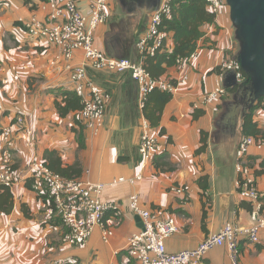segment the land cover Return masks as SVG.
I'll list each match as a JSON object with an SVG mask.
<instances>
[{"label":"crops","instance_id":"0c3cea01","mask_svg":"<svg viewBox=\"0 0 264 264\" xmlns=\"http://www.w3.org/2000/svg\"><path fill=\"white\" fill-rule=\"evenodd\" d=\"M80 6L86 7V2L82 1ZM33 14L43 15L33 12L24 0H0V131L21 114L33 132L30 147L25 146L26 138L19 131L14 135L17 148L10 156L21 181L11 189L12 213H0V264L127 263L128 240L141 230L136 222L138 215L130 208L132 194L139 196L141 208L149 210L154 218L176 220L179 231L166 240L170 253L197 248L229 223L243 229L253 226L251 212L255 204L241 198L235 168L236 150L244 138L245 104L238 97L233 99L236 91L230 100L227 99L230 94L222 100L217 114L206 111L197 120L192 116L195 105L220 82L213 70L232 51L237 53L234 31L227 16L219 17L214 26L202 28L205 34L198 42V57L186 69L189 82L173 95L160 125L153 127L165 152L143 169L139 146L146 118L138 107V84L129 73L97 72L87 67L88 80L112 98L104 125L95 135L80 122L77 112L62 118L56 107V101H60L57 89L73 91L69 73L64 70L65 62L58 58L57 48L29 38L15 26V22L29 19ZM113 18L110 13L107 24L96 31V48L112 57L136 59V43L147 26L140 29L135 25L127 31L113 27L110 24ZM173 47L170 35L167 48L172 51ZM84 63L82 52H78L74 65ZM180 74L181 69L171 67L160 79H176ZM226 102L233 104L221 120ZM251 111L253 122L264 135V101H258ZM201 131L209 134L208 147L197 154ZM52 151L56 153L49 155ZM41 160L54 172L76 166L78 178L107 184L101 199L115 203L121 212V218L112 212L105 216L106 227L114 231L107 243L103 241L102 228L93 232L86 247L63 243L65 228L58 213L46 195L35 188L32 164ZM246 161L258 189L264 192V147H251ZM157 162L164 164V170L155 166ZM140 174L143 179L135 185L111 184L114 179H132ZM203 176L208 177L206 190L199 185ZM173 186L184 188L187 201L170 191ZM23 206L28 215L23 212ZM240 238L237 262L264 264V227L259 231V243ZM203 264H233V260L225 245L207 252Z\"/></svg>","mask_w":264,"mask_h":264},{"label":"built area","instance_id":"2783aa9c","mask_svg":"<svg viewBox=\"0 0 264 264\" xmlns=\"http://www.w3.org/2000/svg\"><path fill=\"white\" fill-rule=\"evenodd\" d=\"M85 1L87 12L82 10L81 2ZM115 0H36V9L43 15L33 14L29 19L20 20L27 29V36L34 40H42L58 49L59 59L65 62L64 70L69 73L73 92L81 100L82 108L78 112L80 122L93 134H99L106 117L107 106L111 95L87 78V67L97 72L114 74L129 73L139 86L138 107L144 110L148 95L156 88L168 91L173 95L189 82L186 69L189 63L198 57L194 52L188 59L179 58L177 68L181 74L174 82L154 79L145 68V61L154 57L159 51L168 50V35L162 29L164 18L173 14L178 0H161L157 11L150 15L145 32L136 43L137 58H117L100 51L95 46V34L99 27L107 24L110 18L111 5ZM209 12L215 15L216 22L229 9L227 0H205ZM78 52H82L85 63L74 65ZM55 66L56 62H52ZM220 82L215 89L204 96L194 108L220 111L222 100L227 97L223 86V78L229 72L236 74L239 82H245L246 77L236 54L232 51L216 67ZM19 131L26 147H30L32 130L27 127L24 116L18 114L16 123L2 129L0 134V185L14 188L21 181L18 169L10 156L17 148L15 133ZM264 147V138L244 137L236 150V171L239 174V194L243 200L253 202L251 212L253 226L239 228L226 224L215 235L208 237L197 248L179 253H170L166 248V240L179 231L173 217L156 219L149 210L140 206L137 194L130 196V208L143 222V229L131 236L126 248L128 262L125 264H203L204 256L215 247L227 246L231 253L233 264H239L238 248L240 237L251 243H259V231L264 227V192L259 190L252 169L248 166L246 157L251 147ZM165 149L151 130L147 119L142 123L139 153L146 169L153 161L163 155ZM32 171L36 178L35 188L46 195L49 203L58 213L65 228L62 241L72 247H86L97 228H102L104 242H108L114 231L105 225V216L112 212L121 218V212L115 203L103 202L101 196L107 187L105 183L93 182L87 178L69 179L52 171L43 161L33 162ZM143 179L140 174L132 179L118 178L111 184L129 183L135 185ZM171 192L187 201V193L183 187L173 186Z\"/></svg>","mask_w":264,"mask_h":264},{"label":"trees","instance_id":"16d2710c","mask_svg":"<svg viewBox=\"0 0 264 264\" xmlns=\"http://www.w3.org/2000/svg\"><path fill=\"white\" fill-rule=\"evenodd\" d=\"M25 4L29 5L34 11L36 0H24ZM206 25H216V17L209 12L207 3L205 0H178L174 6V11L171 17L164 18L162 29L168 36L172 35L174 41V47L172 51L165 50L159 51L154 57H150L145 61V68L151 74L154 79L160 80V78L166 74L167 70L171 67L177 68V60L179 58L188 59L198 49V42L204 37L202 28ZM15 26L22 29L27 34V29L21 21L15 22ZM8 49V46H6ZM217 68L213 70V73H217ZM246 79L247 76L244 73ZM166 81L174 82V79H167ZM58 97L60 101H56V107L59 115L64 118L70 113L79 112L82 108L81 100L77 94L73 91L63 88L57 89ZM237 89L227 90V95H233ZM173 94L154 89L147 98L143 114L149 121L151 127H158L161 123L162 115L165 107L172 101ZM261 102L264 99L260 100ZM205 114L204 110L194 109L193 118L199 119ZM16 118L13 121L14 125ZM2 130L0 131V134ZM161 135L164 134V130H160ZM201 147L197 150V154L203 153L208 147L209 134L208 132L201 131ZM243 137L264 138L263 132L258 128V125L253 122L252 111L248 112L243 120L242 124ZM49 155H54L56 151L48 152ZM164 157V156H163ZM158 158V157H157ZM156 158V159H157ZM167 159V156L164 157ZM156 159L153 163L156 162ZM166 165V163H165ZM155 166L158 169L164 170L162 166L164 164L156 163ZM168 170H172L171 166H168ZM63 177L69 179H77L80 176L76 166L65 168L55 171ZM208 177L203 176L199 179V185L203 190L207 189ZM14 208V197L11 188L4 185H0V213L10 215ZM23 212L26 214V209L23 206Z\"/></svg>","mask_w":264,"mask_h":264},{"label":"water","instance_id":"95a60500","mask_svg":"<svg viewBox=\"0 0 264 264\" xmlns=\"http://www.w3.org/2000/svg\"><path fill=\"white\" fill-rule=\"evenodd\" d=\"M123 12L129 15L143 14L147 17L157 11L161 0H117ZM230 7V21L234 30V41L239 47L236 54L241 69L246 74L244 83L237 80L234 72L227 73L223 78V86L226 90L246 87L249 98L244 103L246 112L254 109L256 103L264 99V0H227ZM234 95L233 99H236ZM236 103L238 101H235ZM224 104L225 112L221 120L226 118L230 111V105ZM136 222L143 229L142 219L137 216Z\"/></svg>","mask_w":264,"mask_h":264},{"label":"rangeland","instance_id":"374dc122","mask_svg":"<svg viewBox=\"0 0 264 264\" xmlns=\"http://www.w3.org/2000/svg\"><path fill=\"white\" fill-rule=\"evenodd\" d=\"M82 10L84 12H87V10H88L87 5H86V7H82ZM110 11H111L110 12L111 15L114 16V18L112 19V21H110L111 22L110 24H112L113 26L115 25V27H121V28L122 27L123 28L125 27V28H127V30H131L132 29V26H134V25H136L135 28H140L139 26H141V28H143L144 26L146 27L148 25V23H149V20H150V17L147 20L148 17L145 16V15H143V14L133 15V17H131L132 15H129V14L124 13L123 12V9L120 7V5L117 2V0H115L112 3L111 10ZM223 15H225V16L228 17L229 22H230V25L232 26V23L230 21V7H229V9L227 11L224 12ZM232 28H233V26H232ZM238 52H239V47L237 45V53L236 54H238ZM231 97L232 96L229 95L227 99L230 100ZM210 112H212V111H210ZM151 130H152V132L154 133L155 136H157V137L159 136V133L157 132V130L153 129V127H151Z\"/></svg>","mask_w":264,"mask_h":264},{"label":"flooded vegetation","instance_id":"af4514ba","mask_svg":"<svg viewBox=\"0 0 264 264\" xmlns=\"http://www.w3.org/2000/svg\"><path fill=\"white\" fill-rule=\"evenodd\" d=\"M131 17H133V15L131 16ZM149 19V17L147 18V20ZM146 20V19H145ZM147 22V21H146ZM129 25V24H128ZM113 26V25H112ZM135 26V25H134ZM113 27H115V25L113 26ZM133 27V26H132ZM140 28H141V26H139ZM145 27V26H144ZM143 27V28H144ZM123 28V27H122ZM124 30H127V28H125L124 27ZM128 31V30H127ZM237 97H238V99H239V101L241 102V103H245L247 100H248V98H249V93H248V91H247V89H246V87H244V88H242L241 90H237Z\"/></svg>","mask_w":264,"mask_h":264}]
</instances>
